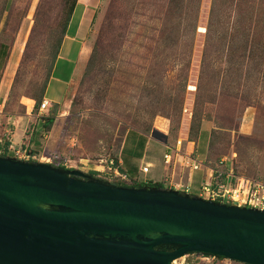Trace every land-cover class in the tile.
<instances>
[{
  "label": "rangeland",
  "instance_id": "obj_1",
  "mask_svg": "<svg viewBox=\"0 0 264 264\" xmlns=\"http://www.w3.org/2000/svg\"><path fill=\"white\" fill-rule=\"evenodd\" d=\"M211 1L195 0L179 29L165 30L175 38L171 41L161 34L165 0H98L82 33L92 45L99 39L100 56L88 71V63L77 59L76 44L65 49L63 55L73 61H61L56 75L62 81H53L48 93L57 104L39 111L32 97L51 73L70 0H0V44L6 45L0 56V122L18 144L9 150L22 145L43 162L85 173L97 168L93 176L125 184L133 180L113 178L107 168L115 165L130 130L134 154L147 140L153 172L162 171L163 153L173 152L167 145L174 147L180 139L182 149L186 140L194 142L197 160L213 164L224 158L236 176L264 181V62L263 69L253 70L251 58L236 51L256 23L250 22V9H238L229 0L219 16L220 53L211 58L205 45ZM238 17L242 21L236 23ZM261 23L258 38L264 49ZM69 78H74L70 86ZM53 115L45 127L43 119ZM8 157L22 159L13 151ZM204 170L195 171L187 194L200 196ZM173 264L240 263L188 253Z\"/></svg>",
  "mask_w": 264,
  "mask_h": 264
},
{
  "label": "water",
  "instance_id": "obj_2",
  "mask_svg": "<svg viewBox=\"0 0 264 264\" xmlns=\"http://www.w3.org/2000/svg\"><path fill=\"white\" fill-rule=\"evenodd\" d=\"M190 252L264 264V210L0 155V264H173Z\"/></svg>",
  "mask_w": 264,
  "mask_h": 264
},
{
  "label": "crops",
  "instance_id": "obj_3",
  "mask_svg": "<svg viewBox=\"0 0 264 264\" xmlns=\"http://www.w3.org/2000/svg\"><path fill=\"white\" fill-rule=\"evenodd\" d=\"M97 1L98 0H77V3L72 12L71 18L69 20L68 26L66 28L65 35L61 42L58 55L53 64L51 75L49 77L48 84L46 86L45 93L43 96V98L48 100L49 103L57 104L55 101L56 98L55 100H53V96L51 95L49 96L48 93H50V86L53 81H60V82L62 81L61 77H59V75H56V73L58 72L59 64L61 63V61L68 62L65 64H69L70 62L73 61V60H70L71 59L70 57H65L68 55L67 54L63 55V51L66 49V52H67L70 48L73 47V44H76L78 46V57H77L78 61L80 57L82 56L81 59H83L84 57L83 59L84 63L87 62V59L91 52L93 40H92V43L87 41L88 38L86 35L82 33V28H83V23L88 14V11L91 10L93 13L95 10L98 9L100 2L97 3ZM77 11H78V17L75 18V14L77 13ZM75 19L77 20V22L73 23ZM72 24H75V25H72ZM72 26L73 28L71 29ZM69 81H70L69 83V86H70L71 83L74 82V78H69ZM64 92L65 91H63V94ZM54 93L55 91L53 90L52 94ZM54 95H56V93ZM0 115H1V110H0ZM37 117L38 119L43 118L42 116H39V114L37 115ZM45 119H43V122L45 121ZM4 123L6 124L10 122H4ZM35 126H36V123H35ZM1 128H4V132L0 133V150L7 148L6 150H8V153H9L12 151V149L9 150L8 146L10 144L17 146L18 144H16L12 140V138L9 136V133L5 129L6 127L3 126L2 122H0V129ZM5 131H7V134L5 133ZM129 132L130 130H127V132L125 133V136H124L121 148H120L119 157L115 162V165L118 167V170L121 173L126 174L128 180L130 178L132 180L139 181V182H143V181L162 182L168 188L177 189L182 192H187L190 190L191 184L193 183V180L195 177V171L199 169L192 170L188 166H186L185 165L186 158L184 156H178V155L175 156L173 152L170 153L168 151H165L164 153L171 154L172 163L170 165H166L162 167L161 172L151 171V168L153 167L154 162L151 161L150 159H147L148 155L145 153L147 149V140L144 142L142 150L138 154H134L132 152L133 140L129 138ZM149 138H152V137L149 136ZM153 139H156V138H153ZM193 143H194L193 141L186 140V146H185L186 148L182 149L184 150L183 152L186 153V152L191 151L193 149V146H192ZM167 146L173 148L170 145H167ZM21 148L28 150L27 147H24L22 145H21ZM29 152L31 153V151ZM145 164H149L150 167L147 172H142L141 167ZM203 174L205 176L204 180H208V178L210 177L209 176L210 173L208 172V170L205 169ZM200 191H201V186H200ZM199 195L203 197L201 192L199 193Z\"/></svg>",
  "mask_w": 264,
  "mask_h": 264
},
{
  "label": "trees",
  "instance_id": "obj_4",
  "mask_svg": "<svg viewBox=\"0 0 264 264\" xmlns=\"http://www.w3.org/2000/svg\"><path fill=\"white\" fill-rule=\"evenodd\" d=\"M166 5H165V11L161 17V19L163 20V26H162V31L161 34L162 36H164L165 40H174L175 38L173 36H171L169 33H167L165 30L167 29H171V30H178L180 26V23L182 22V19L184 18L185 15L190 14L187 11L192 12V8H193V4L195 2V0H165ZM227 2H229V0H212L211 1V6H210V13H209V20H208V24L206 26V41H205V45H209V48L211 49V58L213 56L218 55L219 50H217V46L219 47V45H217V42L222 40L224 38V36L222 34H218L217 33V28H218V24H220V18L219 16L221 15V7L222 6H226L228 7ZM246 2H249L250 4H247ZM77 3V0H70V3L67 4V13H66V18L64 20V23L62 25L61 28V32L62 35L64 37L65 32H66V28L68 26L69 20L71 18L72 12L74 10V7ZM231 4V3H230ZM234 5L236 6V8L240 9L242 8V10L244 11L245 9H248L247 12L250 9L251 12V16L249 17L250 22H252V20H254V22L256 24H254V27L256 26V28H250L252 31L250 32V34L248 33L247 37L245 39H242V41L240 42V46L236 47V51L240 54L241 57L245 56V57H250L251 58V64L253 66V70H260L261 68L263 69V63L264 59H263V55H264V49L262 48V44H260L259 42V36H260V32L258 29L259 24L264 20V0H234ZM242 10H239V12H241L242 14ZM242 20H239V17L236 19V23L241 22ZM251 24V23H250ZM262 24V23H261ZM260 24V25H261ZM191 28L194 30L195 28V22L190 24ZM178 27V28H177ZM62 38H59L58 41L56 42V48H55V52L53 53V58H52V64H54L55 59L58 55V51L61 45V42L63 40ZM99 40V39H98ZM95 42L94 45H92L91 48V53L90 56L88 58V68L90 71V67H94V64L96 63L98 56H100V52H99V42ZM231 47H232V43H230ZM1 48H0V56H2L5 52V47L6 45L4 44H0ZM261 48V49H260ZM218 51V52H217ZM232 51H234V49H230V52H227V55L230 58V55L232 54ZM87 71V72H88ZM51 75V73H50ZM49 75V77H50ZM49 80V78H48ZM48 80H46L44 82L43 87L41 88L40 92H38V95L35 97H32L35 100L34 106H36L37 108L39 107V102L40 99L43 98L44 93H45V89L46 86L48 84ZM33 106V107H34ZM54 121V115L53 116H49L45 119L44 121V126L48 127V125L52 124V122ZM200 122V121H199ZM158 139L161 138V134L156 133L155 135ZM7 148H4L3 150H0V155L5 156L8 155V151L6 150ZM60 168H64L61 166H58ZM89 174L94 175L96 174V171L94 170H90ZM123 181V180H121ZM125 182V181H124ZM117 185H121V186H131V187H141V186H148V187H153V188H161L164 187V184L162 182H139V181H135L133 180L131 183H125V184H120V183H116ZM192 253V252H190ZM204 255H211L209 253H203ZM219 258H223L222 256H216Z\"/></svg>",
  "mask_w": 264,
  "mask_h": 264
},
{
  "label": "built area",
  "instance_id": "obj_5",
  "mask_svg": "<svg viewBox=\"0 0 264 264\" xmlns=\"http://www.w3.org/2000/svg\"><path fill=\"white\" fill-rule=\"evenodd\" d=\"M49 104L50 103L48 102V100L43 98L40 101L38 110L42 111L46 109ZM12 151L14 155L19 158L26 160H29L30 158H36V160H39V158L36 157L35 154H32L28 150L21 147H14ZM172 151L175 156H184L186 158L185 165L190 169L196 170L203 167L210 173V177L208 178V180H205L201 186V193L203 198L219 202L226 201V203L229 204H236L238 206H246L264 210V181L236 176L233 172L232 166L227 165L224 158H219L213 164H211L208 160H206V163H203L202 161L197 160L193 155V149L186 153L183 152L184 150H182V140L180 139L176 141L174 147L172 148ZM163 159L165 165H170L172 163V157L170 153H164ZM110 164L112 165V161L110 162ZM149 167V164H145L141 167V171L147 172ZM94 171L99 170H97V168H94ZM107 171L108 175L112 176L113 178H119L123 181L127 179L126 174L121 173L116 165L108 166ZM198 254L204 255L203 253ZM209 257L215 258L216 256L204 255V258ZM175 262L176 259L172 261V263ZM238 263L246 264L242 262Z\"/></svg>",
  "mask_w": 264,
  "mask_h": 264
},
{
  "label": "bare ground",
  "instance_id": "obj_6",
  "mask_svg": "<svg viewBox=\"0 0 264 264\" xmlns=\"http://www.w3.org/2000/svg\"><path fill=\"white\" fill-rule=\"evenodd\" d=\"M82 57V56H81ZM83 59H84V57H83Z\"/></svg>",
  "mask_w": 264,
  "mask_h": 264
}]
</instances>
